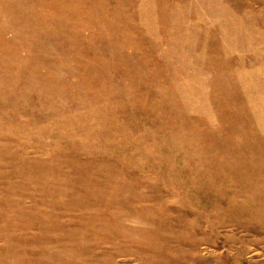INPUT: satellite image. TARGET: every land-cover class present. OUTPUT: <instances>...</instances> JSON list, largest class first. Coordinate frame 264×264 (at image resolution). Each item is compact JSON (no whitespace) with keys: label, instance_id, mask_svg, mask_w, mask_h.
Segmentation results:
<instances>
[{"label":"rangeland","instance_id":"rangeland-1","mask_svg":"<svg viewBox=\"0 0 264 264\" xmlns=\"http://www.w3.org/2000/svg\"><path fill=\"white\" fill-rule=\"evenodd\" d=\"M0 264H264V0H0Z\"/></svg>","mask_w":264,"mask_h":264}]
</instances>
